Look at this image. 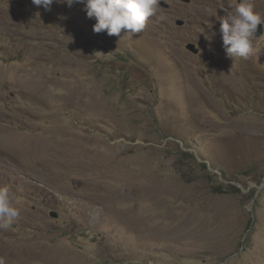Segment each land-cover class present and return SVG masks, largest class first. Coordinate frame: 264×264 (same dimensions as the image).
<instances>
[{
	"label": "rangeland",
	"instance_id": "obj_1",
	"mask_svg": "<svg viewBox=\"0 0 264 264\" xmlns=\"http://www.w3.org/2000/svg\"><path fill=\"white\" fill-rule=\"evenodd\" d=\"M230 3L109 36L80 3L0 0V241L26 264H264V32L227 58Z\"/></svg>",
	"mask_w": 264,
	"mask_h": 264
},
{
	"label": "clouds",
	"instance_id": "obj_2",
	"mask_svg": "<svg viewBox=\"0 0 264 264\" xmlns=\"http://www.w3.org/2000/svg\"><path fill=\"white\" fill-rule=\"evenodd\" d=\"M83 4V11L93 25L95 33L106 31L109 36L141 33L150 17L156 16L160 0H32L33 5L51 10L54 3ZM221 16L220 33L226 57L247 59L253 50L252 41L257 26L264 24V18L254 10L252 0H231ZM163 19V17H159ZM14 194L4 185L0 186V230H8L19 215V209L13 206Z\"/></svg>",
	"mask_w": 264,
	"mask_h": 264
},
{
	"label": "bare ground",
	"instance_id": "obj_3",
	"mask_svg": "<svg viewBox=\"0 0 264 264\" xmlns=\"http://www.w3.org/2000/svg\"><path fill=\"white\" fill-rule=\"evenodd\" d=\"M31 141V140H30ZM29 141V142H30ZM24 143V142H23ZM21 145H19L20 147ZM22 148V147H21ZM20 148V149H21ZM25 149V147H23ZM30 148V147H29ZM22 149V150H24ZM28 150V148H26ZM26 152V150H24ZM30 153V152H29ZM27 154V153H25ZM93 154V153H92ZM92 154L90 156H92ZM91 159V158H90ZM93 159V156H92ZM94 160V159H93ZM103 160V159H101ZM91 165V164H90ZM94 165V164H93ZM104 166V165H103ZM95 168V167H94ZM92 172V170H91ZM99 172V170H98ZM102 172V171H101ZM100 172V173H101ZM102 174V173H101ZM99 191V190H98ZM97 191V192H98ZM101 191V190H100ZM26 252L22 249H19V246L17 247V245H14L13 243H6L4 241H0V258H1V262L0 264H26ZM32 255V253L30 252L29 255ZM33 256V255H32ZM30 258V257H29ZM34 258V256L32 257Z\"/></svg>",
	"mask_w": 264,
	"mask_h": 264
},
{
	"label": "water",
	"instance_id": "obj_4",
	"mask_svg": "<svg viewBox=\"0 0 264 264\" xmlns=\"http://www.w3.org/2000/svg\"><path fill=\"white\" fill-rule=\"evenodd\" d=\"M180 1H182L184 3H190L191 2V0H180ZM162 5L166 6L165 4H162ZM176 24L181 26V25H183V22L182 21H178ZM263 32H264L263 26L262 25H258L257 26V31L255 33V37H261L263 35ZM186 48L189 51H191L192 53H194V54L198 53V50L195 48L194 44H188ZM52 216L56 217L54 213L52 214Z\"/></svg>",
	"mask_w": 264,
	"mask_h": 264
}]
</instances>
